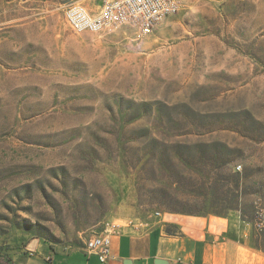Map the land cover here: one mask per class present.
<instances>
[{"label": "rangeland", "instance_id": "obj_1", "mask_svg": "<svg viewBox=\"0 0 264 264\" xmlns=\"http://www.w3.org/2000/svg\"><path fill=\"white\" fill-rule=\"evenodd\" d=\"M69 1L0 0V259L155 210L221 216L167 209L224 210L234 194L254 222L229 211L233 233L264 250V0H179L140 38L74 32ZM202 152L220 158L195 179L169 162Z\"/></svg>", "mask_w": 264, "mask_h": 264}, {"label": "crops", "instance_id": "obj_2", "mask_svg": "<svg viewBox=\"0 0 264 264\" xmlns=\"http://www.w3.org/2000/svg\"><path fill=\"white\" fill-rule=\"evenodd\" d=\"M97 10V9H94ZM128 223L112 235L114 258L100 261L84 245L53 248L44 239L30 240L11 254L16 264H264V250L253 246L247 234L233 233L228 217L165 213L143 222ZM167 223L182 234H170Z\"/></svg>", "mask_w": 264, "mask_h": 264}, {"label": "built area", "instance_id": "obj_3", "mask_svg": "<svg viewBox=\"0 0 264 264\" xmlns=\"http://www.w3.org/2000/svg\"><path fill=\"white\" fill-rule=\"evenodd\" d=\"M179 9V0H103L97 10L90 9L79 0H73L65 5L64 19L76 33H101L125 27L136 31L140 38L150 35ZM164 214L161 210H155L143 222L145 228L151 226V219L162 218ZM120 227L119 223L108 222L103 231L88 236L84 241L87 252L97 255L102 262L113 259L112 235Z\"/></svg>", "mask_w": 264, "mask_h": 264}, {"label": "trees", "instance_id": "obj_4", "mask_svg": "<svg viewBox=\"0 0 264 264\" xmlns=\"http://www.w3.org/2000/svg\"><path fill=\"white\" fill-rule=\"evenodd\" d=\"M216 145H220L222 150H218L219 152H223V150L225 149V151H229L230 147L226 144H216ZM223 152V153H226ZM219 153L215 152L213 154V156L211 158H208V156L202 152L201 154L198 155V160L196 161H192V160H187V159H183L182 158V154L179 153L178 157H173V159L169 160V162L171 163V165L173 166H180L182 168L183 171V175L186 177L188 176L191 179H195V176L200 173L203 172L204 169L208 168L209 166H213L214 165V161L218 162L219 161ZM233 160L231 159L228 161V165L233 164ZM229 169V168H228ZM233 177L237 178L238 180L242 177L241 174L239 172H235L232 174ZM239 185V184H238ZM237 185V187H235L236 191H240L239 190V186ZM234 199H232V201L226 205V209L224 210H205V211H201V210H193V211H188L187 209H181V208H169L167 209L170 212H180V213H187V214H198V215H207L210 213H215V214H219L221 216L224 217H229V211L234 210V211H239L240 217L244 220H247L249 222H254L253 218L248 217V214H246L242 208V200L240 199L239 195L234 194ZM166 230L168 233L170 234H182L181 230L179 229V227L176 224L173 223H167L166 226ZM253 246H255L258 249H263V246L260 245L257 241V238L253 237ZM0 264H16L11 255H9L7 257V260H3L0 259Z\"/></svg>", "mask_w": 264, "mask_h": 264}]
</instances>
